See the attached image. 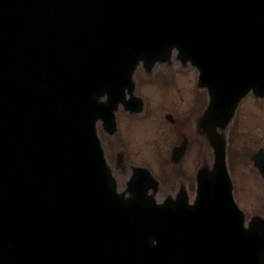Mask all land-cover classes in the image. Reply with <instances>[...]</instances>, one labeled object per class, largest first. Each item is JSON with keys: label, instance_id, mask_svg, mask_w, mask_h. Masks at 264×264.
<instances>
[{"label": "water", "instance_id": "water-1", "mask_svg": "<svg viewBox=\"0 0 264 264\" xmlns=\"http://www.w3.org/2000/svg\"><path fill=\"white\" fill-rule=\"evenodd\" d=\"M23 5L34 21L20 22L32 68L17 47L0 44V78L9 77L0 90V192L23 194L0 203V264H264V218L245 224L224 136L247 93L264 98V0ZM174 52L208 91L199 127L213 150L197 170L193 203L178 212L154 200L158 183L146 168H134L118 191L95 127L132 105L139 64L150 70ZM16 81L26 84L18 96ZM25 138L22 156L7 162ZM251 159L264 179L263 150Z\"/></svg>", "mask_w": 264, "mask_h": 264}, {"label": "flooded vegetation", "instance_id": "flooded-vegetation-1", "mask_svg": "<svg viewBox=\"0 0 264 264\" xmlns=\"http://www.w3.org/2000/svg\"><path fill=\"white\" fill-rule=\"evenodd\" d=\"M171 66L167 69H156L150 80H152L158 88L164 86L168 94V103L164 107L165 112L159 113L155 108L154 115L165 118L167 124V132L165 136L167 156V166L165 173L167 182L165 183L166 194L175 197L179 190L185 191L189 197L192 195L193 176L190 174L197 168L202 155L204 154V145L196 137L193 127L199 115L204 109V94L201 92L191 91V86L186 81V74L181 69ZM179 72V76L175 74ZM138 78L146 81L142 70H140ZM179 80V81H178ZM176 89V91H175ZM167 114V116H166ZM119 121H117L116 133L110 135L104 130H99L102 145L108 163L112 167V171L119 183L122 185L125 181V170L129 169L132 162L131 148L136 147L133 139V130L137 126L136 116H129L126 112L119 113ZM160 122L154 123V128L160 127ZM133 136V137H131ZM131 137V138H130ZM184 146V153L173 162L171 154L175 147ZM127 164L128 166H126ZM124 180V181H123Z\"/></svg>", "mask_w": 264, "mask_h": 264}, {"label": "rangeland", "instance_id": "rangeland-1", "mask_svg": "<svg viewBox=\"0 0 264 264\" xmlns=\"http://www.w3.org/2000/svg\"><path fill=\"white\" fill-rule=\"evenodd\" d=\"M189 69L192 68H188L187 70L189 71ZM192 70L195 71L194 69ZM193 71L188 72L189 76L186 75V81L188 85L191 86V91H195V82L197 79L195 76L196 72L193 73ZM179 74L180 73L177 72L175 76L178 77ZM144 90L148 91V89ZM150 90H152L151 87ZM160 90L162 94L159 98L162 100V97H166V93H164L163 89ZM172 91L173 90L170 92ZM149 97H151L152 106L150 107L149 101L145 115L149 113V110H155V108H158L159 113L166 111L164 107L168 103L167 99L160 101L155 100L153 96ZM238 112L239 114H237L228 133V169L234 185L233 195L240 208L246 212L247 217L253 213L264 215V184L249 160L253 152L259 147H264V99L260 100L258 103L256 99L249 94L244 98L243 102H241ZM155 119H157V117H155ZM157 120L161 124V132L158 131V133L155 134L152 131V136L149 137L148 133L150 131L145 130L144 135L140 137L137 135L139 138L135 139V142L138 147L133 146V149L131 148V153L132 161H146L150 163L151 165L149 166L153 174L160 179L163 184L166 182L163 163L161 167L157 166L153 161L145 159L147 154L146 151L141 153L139 149L141 142H144V148L147 150L149 148L150 138H156L153 141L156 143L157 139L159 141V139L161 140L162 137L166 136L167 124L162 122L160 117H158ZM160 149L161 151L165 150L163 142Z\"/></svg>", "mask_w": 264, "mask_h": 264}, {"label": "bare ground", "instance_id": "bare-ground-1", "mask_svg": "<svg viewBox=\"0 0 264 264\" xmlns=\"http://www.w3.org/2000/svg\"><path fill=\"white\" fill-rule=\"evenodd\" d=\"M29 8H26L25 5H23V0H0V37L3 34V32H10L11 34H14L13 37H6L0 39V44H4L7 48H15L17 47V54L19 59L24 63V66H27V69L32 68V46L27 45L26 38L24 36L23 32L26 30V28H22L20 26V22L26 23L27 20L31 17V21L28 27H30L34 21H33V15H31V12L28 13L26 16H22V14L27 11ZM13 23L15 25H13ZM2 24H4V27H8V25H11V28H4L2 27ZM28 31V30H27ZM30 47V48H29ZM177 53V52H174ZM13 54V53H12ZM9 77L7 74L4 75L3 78H0V90L4 91L1 84L6 83L8 81ZM8 85V83H6ZM12 88V93L16 96L20 94V88L26 87L25 81H16L11 82L9 84ZM33 84L29 85L30 87ZM152 84L151 85V92L153 94H158L160 92V89L155 87ZM156 96V95H155ZM158 97V96H156ZM72 127V126H71ZM69 127V128H71ZM28 134L26 135L27 138ZM24 139L22 142V145L18 148V153L16 154L13 152L11 154L10 160L7 162L15 164L16 161L22 156L21 151L24 146H27V139ZM6 143V141H4ZM5 158L3 157L1 162L2 167L4 166ZM5 176L8 178L7 172ZM23 196L21 191L18 190H8V195L5 193L0 192V203L3 201L7 202H20L21 197Z\"/></svg>", "mask_w": 264, "mask_h": 264}]
</instances>
